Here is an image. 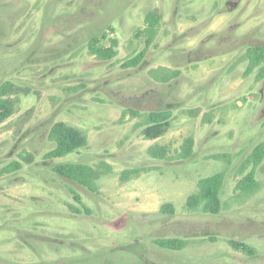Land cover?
Instances as JSON below:
<instances>
[{
    "label": "rangeland",
    "instance_id": "1",
    "mask_svg": "<svg viewBox=\"0 0 264 264\" xmlns=\"http://www.w3.org/2000/svg\"><path fill=\"white\" fill-rule=\"evenodd\" d=\"M147 11L160 16L155 44L144 66L122 68L143 47L133 35ZM105 32L118 41L111 61L88 52L89 40ZM251 44H264V0H0V86L11 85L14 105L0 123V169L33 156L0 176V264H142L137 254L158 264H264V160L258 190L235 192L241 164L264 143V81L235 64ZM158 67L181 74L161 84L149 75ZM127 108L168 109L171 127L147 140L135 127L139 117L121 119ZM58 121L86 134L88 145L48 159L49 127ZM188 136L194 156L179 160ZM158 144L169 147V161L149 155ZM101 161L112 172L97 181V194L53 172ZM132 168L149 171L122 182ZM221 171L220 213L187 211L197 181ZM164 203L174 214L159 212ZM164 238L190 245L158 248L154 240ZM232 241L259 255L245 258Z\"/></svg>",
    "mask_w": 264,
    "mask_h": 264
},
{
    "label": "trees",
    "instance_id": "2",
    "mask_svg": "<svg viewBox=\"0 0 264 264\" xmlns=\"http://www.w3.org/2000/svg\"><path fill=\"white\" fill-rule=\"evenodd\" d=\"M160 25V16L153 11H147L144 15L143 26L139 27L133 35V40L143 46L136 54L122 63V68H138L145 64V57L148 50L154 46L158 35ZM88 52L101 61H111L117 55L118 41L109 37L105 32L100 36L93 37L88 42ZM245 62V76L256 72L255 80L264 81V44H251L245 49V52L237 59L235 64ZM179 70H173L166 67H158L149 70V75L156 82L169 84L180 76ZM13 94L9 83L0 86V123L11 117L14 110L13 101L9 95ZM196 111H191V114ZM137 118L141 120L135 124L140 129L141 135L147 140H155L165 135L171 127L172 112L168 109L152 110L144 113L131 108L121 112V119ZM48 140L54 147L46 154V158H61L71 153L80 152L88 145V138L82 131L67 125L64 122H54L49 127ZM169 147L166 145H152L148 148L149 155L157 160L169 161ZM194 156V139L191 136L186 137L179 148L177 159L189 161ZM214 160H223L227 162L228 155H215ZM20 161H13L0 169V176L12 174L21 170L23 163L31 164L33 156L23 154L19 157ZM264 160V143L255 146L249 156L241 164L238 174L240 179L235 185V192L242 196L253 195L258 190V182L255 179L257 168ZM147 172L144 168H132L123 170L120 180L126 182L131 177H137L141 172ZM53 172L61 179L77 185L78 187L90 193L97 194V181L105 175L112 172V167L105 161L99 162L96 166L80 162H66L53 167ZM225 173L223 171L211 176L201 178L196 183L194 193L186 199L185 206L187 211H200L205 214L217 215L222 209L221 192L225 184ZM69 192L76 203L81 204L80 196L71 188ZM85 208V207H84ZM74 213H79L78 208H72ZM86 210V208H85ZM174 207L171 203L161 205L159 212L161 214H174ZM154 243L157 247L169 251H181L190 245V242L178 238L156 239ZM230 245L237 251L249 255L253 250L251 247L239 243L230 242Z\"/></svg>",
    "mask_w": 264,
    "mask_h": 264
},
{
    "label": "flooded vegetation",
    "instance_id": "3",
    "mask_svg": "<svg viewBox=\"0 0 264 264\" xmlns=\"http://www.w3.org/2000/svg\"><path fill=\"white\" fill-rule=\"evenodd\" d=\"M229 4V3H228ZM230 5H232V6H234V3H230ZM239 243H241V242H239ZM242 244H245V243H242ZM246 245V244H245ZM247 246H249V245H247ZM232 247V246H231ZM249 247H251V246H249ZM159 248V247H158ZM233 248V247H232ZM252 248V252L249 254V255H246V254H244V253H242L241 251H237V250H235L234 248H233V250L235 251V252H237L238 254H241L242 256H244L245 258H248V259H250V258H253V257H256L257 255H259L258 253H257V251H256V249L254 248V247H251ZM132 255H135V253H131ZM136 256V255H135ZM137 256H139L138 257V259H139V261H140V263H144V264H158L157 262L155 263V262H152V261H149L148 260V258L145 256V254H143V255H138L137 254ZM136 256V257H137Z\"/></svg>",
    "mask_w": 264,
    "mask_h": 264
},
{
    "label": "water",
    "instance_id": "4",
    "mask_svg": "<svg viewBox=\"0 0 264 264\" xmlns=\"http://www.w3.org/2000/svg\"><path fill=\"white\" fill-rule=\"evenodd\" d=\"M235 5V4H234Z\"/></svg>",
    "mask_w": 264,
    "mask_h": 264
}]
</instances>
